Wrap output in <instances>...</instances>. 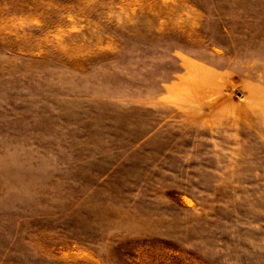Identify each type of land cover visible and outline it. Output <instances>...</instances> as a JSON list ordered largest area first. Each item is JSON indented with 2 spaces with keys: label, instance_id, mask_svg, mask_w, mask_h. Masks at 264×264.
<instances>
[{
  "label": "rangeland",
  "instance_id": "1",
  "mask_svg": "<svg viewBox=\"0 0 264 264\" xmlns=\"http://www.w3.org/2000/svg\"><path fill=\"white\" fill-rule=\"evenodd\" d=\"M0 264H264V0H0Z\"/></svg>",
  "mask_w": 264,
  "mask_h": 264
}]
</instances>
